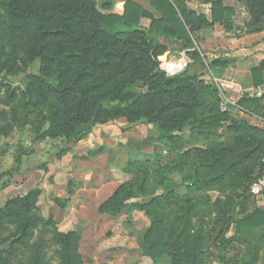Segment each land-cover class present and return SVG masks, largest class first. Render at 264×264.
<instances>
[{"label": "trees", "instance_id": "16d2710c", "mask_svg": "<svg viewBox=\"0 0 264 264\" xmlns=\"http://www.w3.org/2000/svg\"><path fill=\"white\" fill-rule=\"evenodd\" d=\"M147 1L158 18L131 1L119 15L101 13L95 0H0V63L6 47L14 56L6 68L39 62L40 74L29 77L24 105L33 107L48 125L41 139L71 140L75 135L81 140L94 127L119 119L145 122L157 131L159 142H171L172 150L185 142V129L202 133L204 147L181 152L183 164L190 167L182 179L184 195L175 185L165 186V176L151 191L149 176L139 175L120 184L98 207L100 215L113 219L125 211L146 216L150 224L141 245L152 264H201L211 247L217 249L212 258L218 264H264V209L249 208V186L264 171V127L222 112L216 87L190 74V66L171 78L158 69L170 52H185L194 61H204L209 76L221 79L233 61H207L196 48L197 34L215 25L233 37L263 32L264 0H236L246 18L224 0H206L209 18L190 9L188 0ZM114 4L104 0L102 8L110 10ZM144 18L150 20L148 29L140 27ZM250 73L253 88L263 85L264 59ZM238 103L248 110L250 104L257 105L248 96ZM17 111L12 109L15 125ZM254 111L264 119L263 108ZM223 123V139L212 141L210 131L215 133ZM11 129L10 124L0 126V134ZM210 193L219 197L211 200ZM39 195L38 189L31 190L0 209V220L15 226V243L24 244L38 226L55 225L33 214ZM139 196L150 199L145 202ZM55 235L61 246L59 264H82L80 234ZM235 242L242 252L228 257L226 249ZM29 253L30 264H47L40 245L29 246Z\"/></svg>", "mask_w": 264, "mask_h": 264}, {"label": "rangeland", "instance_id": "374dc122", "mask_svg": "<svg viewBox=\"0 0 264 264\" xmlns=\"http://www.w3.org/2000/svg\"><path fill=\"white\" fill-rule=\"evenodd\" d=\"M103 1L95 0L98 10L106 13L108 10L102 8ZM119 1L123 0H115V3ZM139 2L150 10L144 0ZM229 2L235 5L237 15L246 16L242 5L235 0ZM115 7L111 9L116 11ZM147 24L148 21L143 20L140 27L144 29ZM208 31L198 33V39L206 36ZM178 53L172 51L168 58ZM12 58L11 48L6 47L1 60L4 63H0V126L4 128L10 124L12 129L7 135L0 134V209L9 199L38 189L40 195L33 214L53 220L55 225L36 227L23 244L15 243V226L0 220V264H30L29 246L33 244L41 246L43 262L59 264L61 246L55 234L71 231L80 234L78 252L82 264H152L141 245V236L150 224L146 216L139 211H125L115 219L102 217L97 213V204L119 184L139 175L149 176L151 191L165 176V186L175 185L176 191L184 195L182 179L190 167L183 164L181 152L187 148L204 147L202 133L185 129V142L172 150L171 142H159L157 131L145 122L129 124L125 119H119L94 127L91 136L80 144L75 135L71 140L41 139L40 135L48 125L40 121L33 107L24 105L29 77L40 74L39 62L28 65L17 62L14 67L6 68ZM204 58L208 61V57ZM189 59L192 62L188 70L190 74L209 76L204 61ZM258 60V57L255 58L253 64ZM259 105L262 103L251 108L257 109ZM15 107H18L16 125L15 120L13 123L11 121L15 119L12 112ZM243 121L264 127V122L251 116ZM89 126L87 124L80 130ZM225 129L226 124L223 123L215 133L210 131V139L214 142L222 140ZM160 192L161 189L157 187L155 194ZM209 196L211 200L219 197L217 193H210ZM149 199L138 197V200L145 202ZM252 203L249 208L264 209V201L253 197ZM227 236H231V233ZM236 242L226 249L228 257L241 254L242 249ZM207 253L209 255L203 256L201 264H218L212 258L217 254V249L211 247Z\"/></svg>", "mask_w": 264, "mask_h": 264}, {"label": "crops", "instance_id": "0c3cea01", "mask_svg": "<svg viewBox=\"0 0 264 264\" xmlns=\"http://www.w3.org/2000/svg\"><path fill=\"white\" fill-rule=\"evenodd\" d=\"M126 1H131L139 5L143 10L150 13L155 18L159 17V15L150 7L147 0L144 1L148 4L150 10L144 8L141 4L142 2H139V0H123L122 2L119 1L118 3L114 4V6H116L115 7L116 11L110 9L108 10V12L103 14L114 13L121 15L123 13ZM224 1L225 4L233 7L235 10L234 4H231L229 0L228 1L224 0ZM187 5L190 9L194 10L196 13L202 14L203 16L209 18L210 6L209 4L206 3V1L188 0ZM244 18H246V16ZM143 20L148 21L146 28H144V29H148L150 20L146 18L141 19L140 26L142 25ZM203 31H208V30H203ZM208 32L209 33L206 36L200 37L198 39L196 48L204 54V55L202 54V56L208 57V61H212L218 58L229 59L233 61L232 64L223 71V75L221 79L213 78L215 82L212 80L211 76L201 75L202 80H204L206 83H212L216 87L220 110L222 111L223 109L224 111L222 112H227L229 116L235 120H243L244 118H248L249 116H251L254 118H258L260 121L264 122V119L255 113L254 110L256 108L255 109L251 108L254 107V105L250 103H245V105L250 104L248 110L246 108L241 107L238 103L241 99L248 96V98L255 99L257 103L260 104L262 103V105L261 106L259 105V107L263 108L262 113H264V104H263L264 84L256 89L253 88L251 81V73H250L251 69L257 66L260 63V61L264 59V31L253 35H240L233 37L232 35L226 33L223 27L219 25H215L213 29L209 30ZM257 57L259 58L258 62L256 64H253L254 59ZM236 114L238 115L236 116ZM91 134L92 132L86 137L82 138L81 140H78L77 143L80 144L81 142L85 141L91 136ZM119 185L113 190V192L109 196H107L103 201H100L97 204V207H99L103 202H105L119 187ZM258 200L264 201V199H258ZM132 212L134 213L135 211ZM97 213H98V208H97ZM101 216L106 217L105 215H101ZM260 257L261 259H264V249L260 253Z\"/></svg>", "mask_w": 264, "mask_h": 264}, {"label": "built area", "instance_id": "2783aa9c", "mask_svg": "<svg viewBox=\"0 0 264 264\" xmlns=\"http://www.w3.org/2000/svg\"><path fill=\"white\" fill-rule=\"evenodd\" d=\"M191 60L186 55L185 52L178 53L177 56H171V58H165L158 69L162 72L166 77L171 78L178 76L185 72L189 66L191 65ZM215 82V80L212 78ZM222 111H224L222 109ZM264 163V160H263ZM249 193L252 197L256 199H264V171L252 181L249 186Z\"/></svg>", "mask_w": 264, "mask_h": 264}, {"label": "water", "instance_id": "95a60500", "mask_svg": "<svg viewBox=\"0 0 264 264\" xmlns=\"http://www.w3.org/2000/svg\"><path fill=\"white\" fill-rule=\"evenodd\" d=\"M137 86L138 87H143V84L142 83H137Z\"/></svg>", "mask_w": 264, "mask_h": 264}]
</instances>
